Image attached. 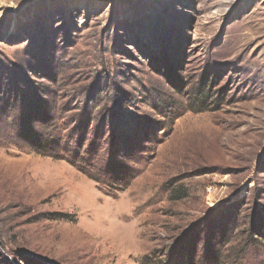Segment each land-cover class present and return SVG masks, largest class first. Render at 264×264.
Masks as SVG:
<instances>
[{
    "label": "rangeland",
    "instance_id": "374dc122",
    "mask_svg": "<svg viewBox=\"0 0 264 264\" xmlns=\"http://www.w3.org/2000/svg\"><path fill=\"white\" fill-rule=\"evenodd\" d=\"M0 264H264V0H0Z\"/></svg>",
    "mask_w": 264,
    "mask_h": 264
}]
</instances>
